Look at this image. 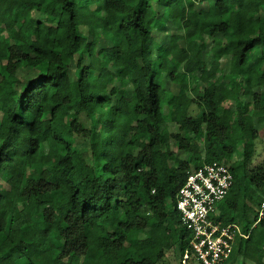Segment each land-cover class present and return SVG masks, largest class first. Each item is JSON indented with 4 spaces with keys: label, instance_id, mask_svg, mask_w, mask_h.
I'll list each match as a JSON object with an SVG mask.
<instances>
[{
    "label": "trees",
    "instance_id": "obj_1",
    "mask_svg": "<svg viewBox=\"0 0 264 264\" xmlns=\"http://www.w3.org/2000/svg\"><path fill=\"white\" fill-rule=\"evenodd\" d=\"M175 1L0 2V264H165L171 250L183 264L191 234L176 196L188 171L212 162L234 176L218 219L247 236L236 258L264 264V168L251 171L240 149L259 138L246 115L264 129V0ZM98 12L115 19L99 26ZM167 22L181 34L161 47L154 33ZM211 44L230 50L228 72ZM168 82L203 84L197 114ZM175 108L170 136L163 126ZM171 137L185 159L164 149Z\"/></svg>",
    "mask_w": 264,
    "mask_h": 264
},
{
    "label": "built area",
    "instance_id": "obj_2",
    "mask_svg": "<svg viewBox=\"0 0 264 264\" xmlns=\"http://www.w3.org/2000/svg\"><path fill=\"white\" fill-rule=\"evenodd\" d=\"M234 185L232 169L212 162L187 172L184 185L176 196L177 210L183 227L191 234L189 248L183 262L190 254L199 264H229L237 253L240 238H247L239 226L225 224L219 205L229 195ZM264 218V195L258 222Z\"/></svg>",
    "mask_w": 264,
    "mask_h": 264
},
{
    "label": "rangeland",
    "instance_id": "obj_3",
    "mask_svg": "<svg viewBox=\"0 0 264 264\" xmlns=\"http://www.w3.org/2000/svg\"><path fill=\"white\" fill-rule=\"evenodd\" d=\"M6 0H0V2H5ZM179 0H176L175 3L177 4ZM228 3L233 4L236 2V0H226ZM189 3L190 6H192L194 4L193 0H188L187 1ZM98 10V9H97ZM98 14L100 15V13L98 12ZM98 15V16H99ZM168 16V11H166L163 15L162 21L158 22L156 25H158L160 28H162V24L164 25V23H166V21ZM36 17H40V14H36ZM115 16L112 12H109L107 14L100 15L96 20H95V24H98L99 26L102 25L103 23L110 21V20H114ZM168 23V22H167ZM1 28V26H0ZM44 28L49 29L54 31V29L52 27H49L47 25H44ZM162 29H158L155 31V35H157V41H158V46L161 47H167L169 45L170 39L173 35H178L181 34V24L179 22H169L166 26V29L163 32ZM212 46V52L215 55H220L222 56V60L216 61L215 62V66L220 70V72L225 71L228 72L229 71V59H228V55L230 50L224 48V47H218L214 44H211ZM210 46V45H209ZM100 49H105V60L107 63L112 62L116 56V51L114 48L109 47L107 45V42L104 40H101L100 43L97 46V50ZM93 69L96 70H100L102 72L103 76H107V75H111V73L109 72L108 69L102 68L100 65V61L99 59H95L94 60V64H93ZM34 74V73H33ZM18 84V83H17ZM203 84H199L198 86H196L195 88H192V86L189 83H182V84H176L173 82H168L166 85V90L171 91L173 94L177 95V94H182L181 98H180V104L184 105V106H190L194 100L197 98V96L199 95V91L200 88H202ZM251 91L248 89L247 93H250ZM162 100H164V97H161ZM192 106V105H191ZM191 111L195 114H197L196 112V106H192ZM169 109L166 106L165 107V113H168ZM176 120H177V114H176V108L173 109L172 113H171V118L170 120L163 126L164 132L169 133V135H173L175 133H177L178 131V125L176 124ZM245 124L248 128H252V129H257L259 130V138L256 140L255 145L254 146H243L240 145V149H244L246 157L248 159V163H249V167L251 171H254L255 169L259 168V167H263L264 168V129H260L259 128V124L257 119H254L253 117H251V115H246L245 117ZM5 129H7V127L5 126ZM228 136L230 138H234L236 140H240L242 139V136L238 133L235 132H229ZM169 148L170 150L174 151L176 153L177 158L179 159H185L186 158V154L183 151H178V149L175 147V143L173 138H170V142L168 145H164V149ZM202 152H201V156L203 157H207L210 158L211 154L208 152V145L207 143H203L202 146ZM52 152H54V149H51ZM199 156V155H198ZM236 162H234L232 164V167L242 163V159L239 158L238 156L235 158ZM5 196H6V201L9 205H11L12 203V199H13V192L11 190L4 192ZM34 208V206H31ZM15 241H18V234L15 235ZM127 255H131L133 253V249H127L126 250ZM243 260V259H242ZM165 264H180V260H179V253L176 251H168L167 252V257L164 261ZM188 263V262H187ZM108 264H118V262H111ZM183 264H185L183 262ZM229 264H232L229 263ZM235 264V262L233 263ZM250 264V263H249Z\"/></svg>",
    "mask_w": 264,
    "mask_h": 264
},
{
    "label": "crops",
    "instance_id": "obj_4",
    "mask_svg": "<svg viewBox=\"0 0 264 264\" xmlns=\"http://www.w3.org/2000/svg\"><path fill=\"white\" fill-rule=\"evenodd\" d=\"M235 258H236V256H235ZM235 258L233 260V263L235 262V264H242V262H243L242 259L239 260V259H237V258L235 259Z\"/></svg>",
    "mask_w": 264,
    "mask_h": 264
}]
</instances>
